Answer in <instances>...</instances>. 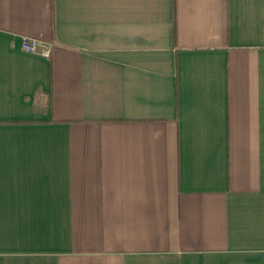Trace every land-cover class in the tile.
<instances>
[{
    "label": "crops",
    "instance_id": "0c3cea01",
    "mask_svg": "<svg viewBox=\"0 0 264 264\" xmlns=\"http://www.w3.org/2000/svg\"><path fill=\"white\" fill-rule=\"evenodd\" d=\"M263 254L264 0H0V264Z\"/></svg>",
    "mask_w": 264,
    "mask_h": 264
},
{
    "label": "built area",
    "instance_id": "2783aa9c",
    "mask_svg": "<svg viewBox=\"0 0 264 264\" xmlns=\"http://www.w3.org/2000/svg\"><path fill=\"white\" fill-rule=\"evenodd\" d=\"M21 48L28 53L39 54L43 57H48L51 52L50 45H40L39 42L33 38H24L21 42Z\"/></svg>",
    "mask_w": 264,
    "mask_h": 264
}]
</instances>
